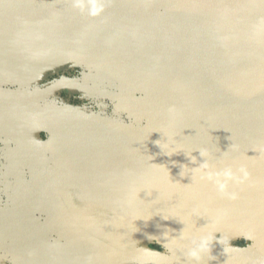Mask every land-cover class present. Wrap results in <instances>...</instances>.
<instances>
[{
  "label": "water",
  "instance_id": "1",
  "mask_svg": "<svg viewBox=\"0 0 264 264\" xmlns=\"http://www.w3.org/2000/svg\"><path fill=\"white\" fill-rule=\"evenodd\" d=\"M96 2L98 15L88 0H0V134L28 164L7 167L0 207L27 217L15 229L0 216V264H52L75 250L87 264H175L178 252L174 261L145 242L182 246L172 237L211 232L222 243L201 264H264V0ZM34 65L35 79L83 75L33 95L3 88ZM62 91L99 111L58 99L37 123L27 104ZM203 159L214 173L244 167L250 178L222 193L191 171ZM34 207L45 208L46 227L34 225Z\"/></svg>",
  "mask_w": 264,
  "mask_h": 264
},
{
  "label": "flooded vegetation",
  "instance_id": "2",
  "mask_svg": "<svg viewBox=\"0 0 264 264\" xmlns=\"http://www.w3.org/2000/svg\"><path fill=\"white\" fill-rule=\"evenodd\" d=\"M38 66H40V64H38ZM40 71H41L40 67H37L36 65H34L32 68H30V70H28L27 76H30V77H25V79L21 78L22 80H24L21 83L14 84V85L12 84L5 85L3 88L9 91H12V92L17 91V93H20L23 95H33V94L42 92L43 90H46L48 87L52 86L59 80H62L65 78L80 79L82 78V75H83V70L76 67V68H69L66 70H61L59 72L51 70V71H48L43 76V78L38 77L35 79L32 77L33 75L36 74L35 72H38L37 75H39ZM55 98H57V100L59 99L61 101H65V102H68L76 106L88 107L90 109L99 111V106L97 103L92 102L91 100L89 101V100L83 99L79 94H72L66 91H62V92H59L57 94L50 96L48 99L42 102H39L37 104H34V105L30 103L27 104L26 108L33 115L37 123L44 122V117H42V114H40L38 110H40V108L42 107V108H45V110L48 109L50 111V109L53 108V104L49 105V102ZM108 112L109 113L112 112L111 107L108 109ZM40 135L44 142H46L50 137V134L42 129L40 131ZM20 151H21L20 146L17 145L16 142H14L8 136L4 134H0V173H2L3 171L6 172L7 167L10 165L22 166V167H25L28 165L26 160L22 156L23 154L22 155L20 154ZM23 171L25 172L26 177L29 179L30 176H29L28 169H25ZM21 177L22 176H20V178ZM2 194H8V193L4 192L3 189L0 188V198L3 200H7V198H3ZM1 205H2V201H1ZM44 209L45 208L43 207H34L28 210L29 212L33 214L31 220L34 221L35 226L46 227L47 224L50 222V219L44 213L45 212ZM81 209L82 210L80 211H83V209L88 210V208H83V207ZM0 214H1L0 216H3L2 214H5V215L10 214L11 216H9V218H7L6 220H14V223L17 220L16 223L14 224L15 229L19 228V222L20 221L22 222L21 219H26L27 217L26 214L24 213V208H20V207L13 208V207H2L1 206ZM0 220H3V219L0 217ZM0 224H2V222H0ZM87 224L89 223L84 222V225H87ZM21 225L24 226L26 224L22 223L20 224V226ZM0 228H1V225H0ZM52 238H55V240L53 241H57V236L55 234L53 235ZM192 239L194 238L184 239V242L187 246L183 243V241H181L182 246H178V243L180 242H178L176 246H172V245L169 246L167 243L160 245L158 243L153 244L151 241H148V242H145V247L147 246L151 249H156L161 252L167 253V255L170 256V258L174 259V261L176 258L174 252L175 253L178 252L177 257H178L179 262L176 260L177 262H175V264L177 263L178 264H194V261L190 262V259L186 255L188 249L192 247ZM8 241L12 243H18L13 238H9ZM231 245L244 247V246H248L249 242L245 240H238L236 242H232ZM65 250L66 251L68 250L67 246L63 247V251ZM74 255L70 254L68 256L62 257L61 259H58L59 257L57 258L56 256H54L52 257V264H87L88 263L86 262L88 260H86L85 258L80 259V257H76L78 255H81L80 251L75 250ZM134 264H141V263H134ZM199 264H201V262H199Z\"/></svg>",
  "mask_w": 264,
  "mask_h": 264
},
{
  "label": "clouds",
  "instance_id": "3",
  "mask_svg": "<svg viewBox=\"0 0 264 264\" xmlns=\"http://www.w3.org/2000/svg\"><path fill=\"white\" fill-rule=\"evenodd\" d=\"M85 0H77V7H83ZM89 3L92 4V8L90 11L91 15H98L100 11H102V8L97 4L96 0H88ZM160 140V139H159ZM159 140L154 141L155 145H157L161 151L163 150ZM170 145L166 142L164 144V148H168ZM173 154H176V152L173 151H169L166 153L167 156L171 157ZM208 153L206 150H199V156L204 158L205 156H207ZM190 161L193 164H197V158L195 156H193L191 154V156H187ZM210 169V165L208 164L207 160H204L202 162H200L198 164V166L193 167L191 169V171L194 174H201L200 175V179H207L209 181H215L216 185L218 186L220 192L224 193L227 189L228 186V182L229 181H233L236 184H243L246 181L249 180L250 175L248 173V171L246 170V168L244 167H240L238 169L239 175L233 173V171L229 168L226 169L224 172L219 173V172H212L209 170ZM221 177L223 179H221ZM231 199H236V194L232 193L229 194ZM216 233L218 232H211L207 235H201L198 239H192V247H190L186 253L187 257L190 260H195L197 261V264H199V262L203 259L204 255H209L212 253V244L215 243H222L221 237L219 236V238L216 237ZM188 235L182 234L179 238L177 237H172V241L176 242L177 239L179 240H184V239H188ZM230 241H229V247H230ZM147 251V250H146ZM164 253H156V255H163Z\"/></svg>",
  "mask_w": 264,
  "mask_h": 264
},
{
  "label": "rangeland",
  "instance_id": "4",
  "mask_svg": "<svg viewBox=\"0 0 264 264\" xmlns=\"http://www.w3.org/2000/svg\"><path fill=\"white\" fill-rule=\"evenodd\" d=\"M56 100H57V98L51 100L49 102V105L50 104H56ZM48 140L50 142V139H48ZM49 150H50L51 156H53L54 160L57 161L56 160L57 159V156H56V152L54 151V148L52 149L50 147ZM7 172H8V170L6 172L3 171L2 173H0V188H2L3 191L6 192V193H8L7 192L8 191V180H7L8 174H7ZM24 177H26V175ZM17 180H18V178H17V175L15 174L14 177H13V179H12V181L15 183ZM19 180L22 181L23 180V177H21ZM27 182H29V180H27ZM2 195H3V198H6V194H2ZM4 203H5V200L2 199V206L4 205Z\"/></svg>",
  "mask_w": 264,
  "mask_h": 264
}]
</instances>
